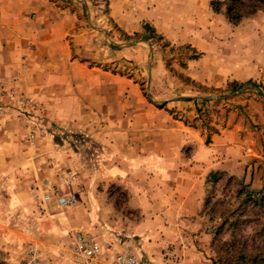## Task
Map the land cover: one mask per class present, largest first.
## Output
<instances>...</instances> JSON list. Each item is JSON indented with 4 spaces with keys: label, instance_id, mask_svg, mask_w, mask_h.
Masks as SVG:
<instances>
[{
    "label": "crops",
    "instance_id": "crops-1",
    "mask_svg": "<svg viewBox=\"0 0 264 264\" xmlns=\"http://www.w3.org/2000/svg\"><path fill=\"white\" fill-rule=\"evenodd\" d=\"M138 3L141 18L157 33L172 45L189 44L201 54L190 60L185 70L193 80L222 90L233 80L253 78L260 90L234 96L221 103L219 112L210 108L212 124L220 130L209 146L201 142L202 129L186 125L182 117L175 118L165 108L149 115L145 100L127 99L126 105L137 107L134 112L141 114L125 116V150L119 148L118 141L99 143L101 150L92 151L96 161L93 158L92 164L81 166L76 150L68 149V132H80L90 122L101 125L102 108H107L104 112L109 111V115L115 113L116 77L95 65L100 59V45L78 26L81 22L70 8L53 0H0V81L16 74V87L39 105L35 145L28 143V129L14 113L0 114V264H21L31 250L38 264H78L72 258L70 239L76 232H100L101 198L95 187L106 180V175L111 183H124L129 190L128 202L139 211L140 221L100 236L104 252H117L121 242L129 239L140 255L157 264H164V249L167 251L183 233L180 224L176 226L177 217L190 215L189 204H196L197 209L198 199L205 194L191 188L215 168L203 169L206 163H213L214 155L223 170L240 168L247 160L256 161L253 173L258 181L262 180L264 35L257 32L256 37H246L238 26H233L232 40L227 45L218 39H228L226 20L220 16L214 19L199 0ZM130 4L132 0H110V14L116 22L134 28L140 18L132 12L126 17L122 12ZM134 29L138 30L139 25ZM213 29L218 38L212 41ZM249 37L250 41L255 38V49L244 53L246 44L251 43ZM107 49L104 62L114 63L117 53ZM162 65L158 62L157 68L163 72ZM122 85L126 92L138 95L135 86ZM176 97L167 99L166 107L183 110L180 116L185 118L194 119L197 109L205 105L203 99L181 102ZM108 120L109 124L116 123L115 116H108ZM108 128L111 137L113 127ZM186 145H191L189 161L182 157ZM69 172L78 176L79 187L75 188L77 192L74 190L80 198L78 206L59 208L41 199L38 187L42 182H59V175ZM84 202L91 204V216ZM150 203L156 204L155 209ZM166 221L170 225L167 230ZM158 237L164 238L163 242L154 247L150 239ZM178 249L186 264L187 252L193 251L186 246Z\"/></svg>",
    "mask_w": 264,
    "mask_h": 264
},
{
    "label": "rangeland",
    "instance_id": "rangeland-1",
    "mask_svg": "<svg viewBox=\"0 0 264 264\" xmlns=\"http://www.w3.org/2000/svg\"><path fill=\"white\" fill-rule=\"evenodd\" d=\"M53 1L70 8L72 13H76L78 20L81 22L78 23V26L91 35L96 45H100V59L96 61L95 65L101 71L109 72L111 76L116 77L117 104L115 113L109 115V111L104 112L107 108H102L101 115L104 118L101 125L93 126L90 122L80 132H68V149L76 150L78 163L81 166L84 163L92 164L94 158L92 151L101 150L99 143L109 144V141L112 143L118 141L120 143L119 148L125 150V116L128 113V116L141 114L134 112L137 107L126 105L127 99L142 98L145 100L150 109L149 115L165 108V111L175 118L182 117L181 119L186 125L202 129L201 142L209 146L213 142L212 137L214 134L220 130L218 126L212 124L214 120L209 112L211 111L210 108H212V111L217 110L219 112L218 107L221 103L230 100L234 96L246 91L260 90V85L253 78L244 82L233 80L222 90L207 88L193 80L185 70L189 61L200 58L201 54H198L196 49L189 44L172 45L163 35L157 33L156 29L147 24L142 19L143 17L141 18L142 8L138 3L139 0H132L133 4L128 5L129 7L126 10H122L126 17H129V13L132 12L136 15V18H140L134 27L136 28L139 25L138 30L126 25V22L122 21V24H120L115 21L110 14V0ZM200 2L203 3V6L206 5L208 13L214 19L220 16L228 24V31H225L228 39L218 38L217 32L213 29L211 30L213 31L212 41L214 37H217L229 45L232 40L231 30L233 26H238L246 37L249 35L256 37L257 32L264 35V0H207L206 3L205 0H199ZM229 6H233V17H238L239 14L242 15V19L238 24L230 22L227 15ZM202 18L208 17L202 16ZM254 40L250 41V37L247 39L251 43L250 45L246 44L244 53L245 50L255 49L256 42ZM105 47L116 51L117 59L114 63L104 62L105 53L108 51ZM252 59L257 60L256 58ZM158 62L163 64V72V69L158 70ZM17 81L16 74L11 78L0 81V114L10 116L14 113L20 121L25 123L28 129V143L35 145L38 141V122L36 119L39 116V105L31 97L20 92L16 87ZM124 82L135 86L138 95L126 92L122 85ZM107 93L106 91V95ZM174 97L179 98L177 101L181 102H190L195 98L203 99L205 105L197 109L194 119L185 118L180 116L183 114V110L166 107L168 105L166 100ZM21 98H25L30 102V105L21 109L22 111L18 107ZM225 109L222 110L226 112ZM108 116H115L116 123L109 124ZM108 127H113L111 137L108 133V131L110 132ZM114 129L118 137L116 140H114ZM33 132L37 136L35 143L29 141L30 133ZM99 136L100 139H98ZM189 150H191V145L182 148L184 161H189L192 157H189ZM216 158L217 156L214 155L213 163H206L203 169L211 166H215V168L203 177L202 182L199 185L197 184L198 186L191 188L194 191L197 190V192L201 190L205 194L201 197L202 201L201 198L198 199L197 209L196 204H189L192 210L190 215L177 217V225L176 223L175 225L180 224V230L183 233L176 239V243H170L167 251L164 249V264H183L182 259L184 257L177 251L182 252L178 248H184L185 246L193 251L191 253L187 252L188 261L186 264H264V173L261 177L262 180L258 181L253 173L256 168L254 165L257 163L256 161L247 160L240 168L235 166V170L229 167L228 170L227 168L223 170L222 165L219 164V160H216ZM93 179V173L90 171L89 180L92 181ZM77 184L78 176L73 187L67 192H74L75 188L79 187ZM95 191L101 198L100 232L94 234L89 231V233L97 236L100 243V236L103 237L107 232H115L117 228L123 227V225L127 224L128 226L140 221L139 211L133 210L132 204L128 202L129 190L125 188L124 183H111L108 180V175H106V180L99 186L97 185ZM99 198L96 199L99 200ZM79 200L80 198H78V203ZM76 205L73 207H76ZM84 205L87 213L91 216V204L88 205L84 202ZM155 206V203H150L151 209L152 207L155 209ZM169 226L168 221H166L165 230ZM162 239L160 237L150 239V243H154L155 247L162 244ZM126 243L131 244L135 252L139 254L135 243L129 239L121 242L120 249L117 252ZM153 255L155 256V254ZM140 257L145 264H157L142 253Z\"/></svg>",
    "mask_w": 264,
    "mask_h": 264
},
{
    "label": "built area",
    "instance_id": "built-area-1",
    "mask_svg": "<svg viewBox=\"0 0 264 264\" xmlns=\"http://www.w3.org/2000/svg\"><path fill=\"white\" fill-rule=\"evenodd\" d=\"M30 105V102L21 98L18 108L20 111ZM36 134L30 133L29 141L35 143ZM59 182L45 180L38 190L41 189V199L54 202L59 208H70L78 203V196L74 192H67L77 181L73 173L59 175ZM70 250L72 258L78 264H145L142 258L135 252L131 244H124L122 249L115 253L106 254L97 236L89 232H76L70 239ZM21 264H38L36 254L31 250L28 252Z\"/></svg>",
    "mask_w": 264,
    "mask_h": 264
},
{
    "label": "trees",
    "instance_id": "trees-1",
    "mask_svg": "<svg viewBox=\"0 0 264 264\" xmlns=\"http://www.w3.org/2000/svg\"><path fill=\"white\" fill-rule=\"evenodd\" d=\"M232 12H233V6H229L228 8V17L230 22H232L233 24H238L240 22V20L242 19V15L239 14L238 17H233L232 16ZM235 89V88H234Z\"/></svg>",
    "mask_w": 264,
    "mask_h": 264
}]
</instances>
